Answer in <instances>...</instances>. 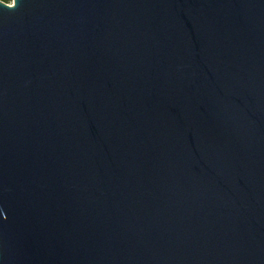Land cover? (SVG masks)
<instances>
[{
    "label": "water",
    "instance_id": "obj_1",
    "mask_svg": "<svg viewBox=\"0 0 264 264\" xmlns=\"http://www.w3.org/2000/svg\"><path fill=\"white\" fill-rule=\"evenodd\" d=\"M0 264H264V0H0Z\"/></svg>",
    "mask_w": 264,
    "mask_h": 264
},
{
    "label": "trees",
    "instance_id": "obj_2",
    "mask_svg": "<svg viewBox=\"0 0 264 264\" xmlns=\"http://www.w3.org/2000/svg\"><path fill=\"white\" fill-rule=\"evenodd\" d=\"M2 2L6 3V4H10L11 0H1Z\"/></svg>",
    "mask_w": 264,
    "mask_h": 264
},
{
    "label": "rangeland",
    "instance_id": "obj_3",
    "mask_svg": "<svg viewBox=\"0 0 264 264\" xmlns=\"http://www.w3.org/2000/svg\"><path fill=\"white\" fill-rule=\"evenodd\" d=\"M9 5H13V0H11L10 4Z\"/></svg>",
    "mask_w": 264,
    "mask_h": 264
}]
</instances>
